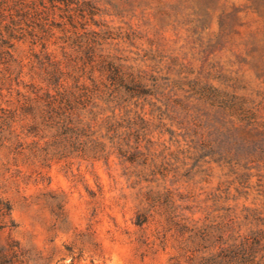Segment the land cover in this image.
<instances>
[{
    "label": "rangeland",
    "instance_id": "obj_1",
    "mask_svg": "<svg viewBox=\"0 0 264 264\" xmlns=\"http://www.w3.org/2000/svg\"><path fill=\"white\" fill-rule=\"evenodd\" d=\"M72 1L0 36V264H264V0Z\"/></svg>",
    "mask_w": 264,
    "mask_h": 264
},
{
    "label": "trees",
    "instance_id": "obj_2",
    "mask_svg": "<svg viewBox=\"0 0 264 264\" xmlns=\"http://www.w3.org/2000/svg\"><path fill=\"white\" fill-rule=\"evenodd\" d=\"M65 4L70 8L72 0H0V36L12 43L13 48L16 43L26 42L28 34L32 41L41 40L42 37L34 35V27L28 26V22H41L39 30L47 33L50 26L46 22L47 17L52 14L53 20H57L56 10L61 9L60 5ZM40 5V6H39ZM45 14V15H44ZM44 16V19L42 20ZM67 22L74 25L76 15L68 13ZM67 23V24H68ZM66 24V23H65ZM27 26V27H25ZM32 27L31 31L27 28ZM29 32V33H28ZM31 32V33H30ZM9 42V43H10ZM6 43V44H9ZM95 99H24V113L32 116L33 121L43 119L53 122V127L65 130L68 134H79L84 131L88 124L84 123L80 106H86ZM35 127L38 126L36 123ZM223 242L227 237L224 231L221 234ZM245 245H242V247ZM239 246L233 245L223 249L220 259L206 260V264H234Z\"/></svg>",
    "mask_w": 264,
    "mask_h": 264
}]
</instances>
